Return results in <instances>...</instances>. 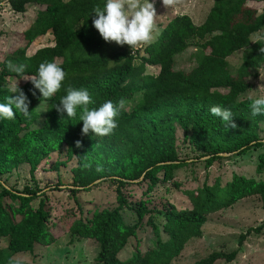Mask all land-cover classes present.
I'll use <instances>...</instances> for the list:
<instances>
[{"label":"trees","instance_id":"1","mask_svg":"<svg viewBox=\"0 0 264 264\" xmlns=\"http://www.w3.org/2000/svg\"><path fill=\"white\" fill-rule=\"evenodd\" d=\"M3 1L0 0V5ZM9 4L17 13L26 12L29 5H40L37 18L26 33L27 40L46 35L49 31L54 36L53 46L38 50L30 58L23 56L20 59L25 67L24 77L34 76L40 63L53 60L56 63L61 61L58 65L66 77L61 89L48 100L44 128L35 131L32 129L35 106L43 100L30 81L20 79L15 72H6L11 78L9 83L18 86L27 96L31 113L29 118L14 114L11 120H0V174L13 169L15 160L29 158L35 149H54L66 143L78 161L73 193L86 190L104 179L115 180L119 184V206L91 217L90 212L79 207L80 217L73 212V218L55 224L52 233L50 200L43 195L42 189L27 188L18 192L3 186L0 193V239H7L8 248L32 253L39 242H54L57 237L69 233L71 237L98 242L100 249L94 264H171L191 239L202 235L201 227L207 215L249 196L259 197L264 207L263 152L256 167L260 180L254 176L233 174L225 183L221 178L213 184L205 183L190 195L192 208L164 213L166 222L162 226L150 216L148 224L152 234L149 240L155 243L154 246L143 245L129 258H120L139 229L137 224L142 223L141 217L149 212L144 207L128 205L122 189L140 178L154 181L159 171L167 172L185 164L180 162L174 146L170 144L168 147V139L172 136H167L168 132L162 130L165 126L147 122L174 111L172 105H177L186 113H182L181 121L184 118L193 120L195 133L199 135L197 140L210 138L200 144L209 165L222 159L224 154L242 155L264 146V141L251 130L235 136L217 133L222 123L208 112L212 106H221L231 108L234 114L236 100L249 87L248 80L253 70L264 64V53L260 51L264 47V0H214L201 25H195L188 16L174 19L148 47L149 58L140 65L135 64L128 45L105 42L92 26V10L101 8L103 0H9ZM214 32L219 34L213 35ZM256 33H260L261 40L248 50L234 71L228 58L248 48ZM193 40L200 47V64L189 72L176 71V55L184 52ZM146 62L160 67L157 77L142 76ZM5 80L0 77V102L11 95ZM141 81L145 85L142 101L130 115L121 108L117 117L118 127L109 136L96 137L91 133L82 136L79 110L68 120L53 107L59 103L68 86L86 88L92 101L89 107L93 108L105 100L114 104L120 100L127 101L137 92L133 86ZM32 91H36L35 96ZM76 141H80L79 148ZM124 151L129 155L121 158L123 164L105 167L112 159L125 155ZM31 165L35 169L38 164ZM36 200L38 203L32 206ZM125 209L134 210L138 223H126ZM233 259V255L213 253L196 264H216ZM0 264L27 263L12 259L0 248Z\"/></svg>","mask_w":264,"mask_h":264},{"label":"rangeland","instance_id":"2","mask_svg":"<svg viewBox=\"0 0 264 264\" xmlns=\"http://www.w3.org/2000/svg\"><path fill=\"white\" fill-rule=\"evenodd\" d=\"M151 2L158 16L155 20L154 37L150 43L141 45L132 52L137 65L149 58L148 47L166 30L171 21L188 16L195 25H201L214 4V0H168L167 6L162 0H151ZM39 10L40 5H29L26 7V12L17 13L11 8L9 0H4L0 5V77L6 79L5 83L8 87L13 86L9 83L11 78L6 74L7 71L15 72L11 66L22 65L20 59L23 56L30 58L38 50L54 45L52 31L37 36L31 41L25 38ZM260 13L259 10L258 14ZM217 34L219 33L214 32L213 35ZM260 40V33H256L248 48L228 58L234 71L241 65L248 50ZM201 58L200 47L193 40L184 52L176 55L174 69L178 72H189L200 64ZM59 63L61 61L57 60V64ZM159 73V66L146 62L142 76L157 77ZM248 82L249 87L236 100L237 108L233 114L236 127L225 128L222 124L217 133L235 136L244 130H251L264 141V115L253 117L247 99L249 95L253 97L258 95L255 90L264 86V64L253 70ZM133 88L137 92L124 101L122 106L129 115L142 101L145 85L141 81ZM48 106V100H43L35 106L33 130L44 128ZM172 106L175 107L174 111L147 123L165 126L162 130L168 132L167 136H172V139H168V147L172 144L180 162L184 161L185 164L167 172L159 171L154 181H144L140 178L122 189L128 205L133 208L144 207L149 212L141 217L142 223L137 224L139 229L129 240L128 246L120 255L121 259L129 258L143 245L154 246L155 243L149 240L152 234V228L148 224L150 216L152 215L155 222L162 226L166 222L164 213L192 208L190 195L196 193L205 183L213 184L219 178L225 183L233 174L254 176L257 180L261 178L256 175V167L259 155L264 152V146L242 155L223 156L222 159L209 165L205 162L206 158L203 157L205 152L200 144L210 138L201 137L198 141L199 135L195 133L193 120L184 118L181 121L182 113H186L177 108V105ZM198 110L201 111L202 107L199 106ZM128 155L129 153L125 152V155L117 157L116 160L112 159L109 165L105 164V167L123 164L122 159ZM15 161L13 169L0 174V193L3 186L18 192H23L27 188L42 189L43 195L45 194L50 200L52 233L56 228L55 224L67 221L66 218H73V212L76 213V217H80L79 207L87 213L90 212L91 217L97 212L112 211L119 206L117 200L119 184L115 180L104 179L86 190L73 193L78 161L66 143L54 149L42 147L35 149L34 154L29 158L24 160L19 158ZM31 163L38 165L34 169ZM40 197L42 195L39 199ZM38 201L33 202L32 206ZM123 216L128 224L138 223L135 221L138 218L132 209H125ZM201 229L202 235L191 239L171 264H196L213 253L234 256L231 261L223 260L216 264H264V207L259 197H242L232 206L207 215ZM56 233L58 235V232ZM163 236L166 237L165 234ZM0 248L12 259L27 264H94L100 246L95 239L75 238L66 233L60 238L57 237L54 242H39L32 253L13 251L8 248L7 239H0Z\"/></svg>","mask_w":264,"mask_h":264},{"label":"clouds","instance_id":"3","mask_svg":"<svg viewBox=\"0 0 264 264\" xmlns=\"http://www.w3.org/2000/svg\"><path fill=\"white\" fill-rule=\"evenodd\" d=\"M162 3L167 6L168 0H162ZM92 13H94L92 26L107 43L115 42L118 46L128 45L133 52L139 46L153 40L155 20L158 16L151 0H103V6L94 8ZM260 51L264 53V47H261ZM11 67L20 79L31 82L33 89L39 92L41 101L52 98L61 89L66 77L65 71L55 60L40 63L36 74L32 77H24V65ZM8 90L11 95L7 96L4 102H0V120H11L14 114H22L25 118H29L31 112L25 93L18 86H12ZM36 91H32L33 96L36 95ZM255 92L259 94L255 97L252 95L247 97L253 117L264 115V86L259 87ZM91 102L86 88L68 86L65 88V94L59 98V103L53 107L61 117L66 115L68 120L75 117L79 110L82 136L90 133L96 137L111 135L118 127L117 117L124 101L120 100L114 104L111 100H105L98 107L90 108ZM208 112L218 118L225 128L236 127L231 108L212 106ZM80 146V141H76V147Z\"/></svg>","mask_w":264,"mask_h":264},{"label":"water","instance_id":"4","mask_svg":"<svg viewBox=\"0 0 264 264\" xmlns=\"http://www.w3.org/2000/svg\"><path fill=\"white\" fill-rule=\"evenodd\" d=\"M223 156H229L228 154H224ZM99 182V181H98Z\"/></svg>","mask_w":264,"mask_h":264}]
</instances>
